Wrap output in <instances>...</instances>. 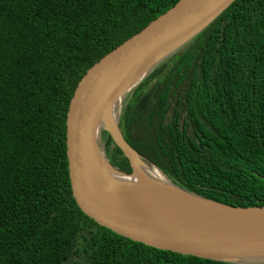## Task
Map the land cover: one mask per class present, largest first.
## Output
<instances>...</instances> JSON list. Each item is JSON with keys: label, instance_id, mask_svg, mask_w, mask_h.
<instances>
[{"label": "trees", "instance_id": "16d2710c", "mask_svg": "<svg viewBox=\"0 0 264 264\" xmlns=\"http://www.w3.org/2000/svg\"><path fill=\"white\" fill-rule=\"evenodd\" d=\"M179 1L0 0V264H249L146 245L72 196L66 118L76 88ZM132 87L114 115L146 164L187 193L264 207V0H235ZM106 130L103 156L135 174Z\"/></svg>", "mask_w": 264, "mask_h": 264}, {"label": "water", "instance_id": "95a60500", "mask_svg": "<svg viewBox=\"0 0 264 264\" xmlns=\"http://www.w3.org/2000/svg\"><path fill=\"white\" fill-rule=\"evenodd\" d=\"M234 1L180 0L104 56L80 81L66 118L71 192L78 207L101 225L146 245L187 255L227 260L264 256V216H244L248 211L264 207L231 206L204 198L217 204L221 210H152L122 200L98 174L95 165L96 151L107 161L98 146V113L105 99V110H109L124 94H116L119 82L141 60L157 52L166 54L210 23ZM106 129L132 165L128 151L134 150L128 147L119 128V136ZM224 211L241 217L210 220Z\"/></svg>", "mask_w": 264, "mask_h": 264}, {"label": "bare ground", "instance_id": "6f19581e", "mask_svg": "<svg viewBox=\"0 0 264 264\" xmlns=\"http://www.w3.org/2000/svg\"><path fill=\"white\" fill-rule=\"evenodd\" d=\"M164 54V51L157 52L136 64L116 86V94L124 92L127 88L133 85L136 80H138L144 73H146L150 67L156 64L164 56ZM118 102L119 100L117 101V103ZM105 103L106 99L104 100L98 113L97 126H107L114 132L115 135L119 136L114 117V106H112V108H110L109 110H105ZM128 152L131 156L132 165H134L133 170L135 174L133 175H126L118 172L110 165L111 163L109 164L99 154V152H95V165L98 174L103 179L108 181L110 186L115 190L117 195L122 200L139 204L152 210L183 211L196 210L197 208H203L204 210L210 209L215 211L221 210V208L217 204L211 201H207L202 197L187 193L181 189L176 188L168 181H166L163 174H161L157 169L145 164L135 151ZM250 215L264 216V209H254L248 211L244 216ZM233 217L241 216L232 215L231 213L224 211L222 214H217L216 218L210 220L227 219Z\"/></svg>", "mask_w": 264, "mask_h": 264}, {"label": "rangeland", "instance_id": "374dc122", "mask_svg": "<svg viewBox=\"0 0 264 264\" xmlns=\"http://www.w3.org/2000/svg\"><path fill=\"white\" fill-rule=\"evenodd\" d=\"M190 37H187L186 39H184V40H182L178 45H175L174 47H172V49H169V51L156 63V64H158L160 61H162L163 59H164V57H167L173 50H175L176 48H178V47H180V46H182V44L183 43H185L188 39H189ZM156 64H154L152 67H154ZM152 67H150V68H152ZM149 68V69H150ZM128 91V90H127ZM127 91H125V92H127ZM125 92H122V94L123 93H125ZM121 97V96H120ZM116 105H117V101L114 103V111H115V107H116ZM115 117V116H114ZM106 128H108L107 126H104V125H101L100 127H99V132H100V130L101 129H106ZM109 129V128H108ZM99 132H98V134H99ZM128 151V150H127ZM102 153V152H101ZM103 155V154H102ZM133 167H134V165H133ZM116 170V169H115ZM166 179V178H165ZM104 181L108 184V185H110L109 183H108V181H106L105 179H104ZM166 181H168L167 179H166ZM169 182V181H168ZM170 183V182H169ZM171 184V183H170ZM236 261H239V262H241V263H249V264H264V256H250V257H245V258H239V259H235Z\"/></svg>", "mask_w": 264, "mask_h": 264}]
</instances>
